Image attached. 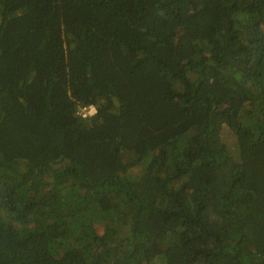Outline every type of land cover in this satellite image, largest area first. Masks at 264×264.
<instances>
[{
    "label": "trees",
    "instance_id": "16d2710c",
    "mask_svg": "<svg viewBox=\"0 0 264 264\" xmlns=\"http://www.w3.org/2000/svg\"><path fill=\"white\" fill-rule=\"evenodd\" d=\"M263 27L264 0H0V264H264Z\"/></svg>",
    "mask_w": 264,
    "mask_h": 264
},
{
    "label": "rangeland",
    "instance_id": "374dc122",
    "mask_svg": "<svg viewBox=\"0 0 264 264\" xmlns=\"http://www.w3.org/2000/svg\"><path fill=\"white\" fill-rule=\"evenodd\" d=\"M264 29V27H263ZM221 137L223 142L226 144L230 154L234 152V137L228 133V130H222Z\"/></svg>",
    "mask_w": 264,
    "mask_h": 264
},
{
    "label": "built area",
    "instance_id": "2783aa9c",
    "mask_svg": "<svg viewBox=\"0 0 264 264\" xmlns=\"http://www.w3.org/2000/svg\"><path fill=\"white\" fill-rule=\"evenodd\" d=\"M95 112L96 110L94 106H83L78 109L77 114L82 118H86L92 116Z\"/></svg>",
    "mask_w": 264,
    "mask_h": 264
}]
</instances>
